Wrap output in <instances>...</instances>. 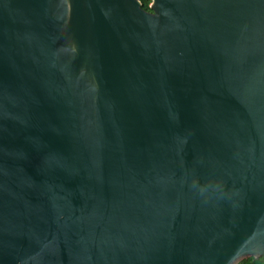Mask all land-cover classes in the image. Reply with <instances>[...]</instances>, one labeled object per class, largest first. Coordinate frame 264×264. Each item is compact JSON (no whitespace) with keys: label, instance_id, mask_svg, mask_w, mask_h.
<instances>
[{"label":"water","instance_id":"95a60500","mask_svg":"<svg viewBox=\"0 0 264 264\" xmlns=\"http://www.w3.org/2000/svg\"><path fill=\"white\" fill-rule=\"evenodd\" d=\"M0 0V264L264 256V0Z\"/></svg>","mask_w":264,"mask_h":264},{"label":"trees","instance_id":"16d2710c","mask_svg":"<svg viewBox=\"0 0 264 264\" xmlns=\"http://www.w3.org/2000/svg\"><path fill=\"white\" fill-rule=\"evenodd\" d=\"M141 6L146 10L149 9L144 3H142ZM242 264H264V256L256 257L253 260H251L250 258H244L242 259Z\"/></svg>","mask_w":264,"mask_h":264},{"label":"rangeland","instance_id":"374dc122","mask_svg":"<svg viewBox=\"0 0 264 264\" xmlns=\"http://www.w3.org/2000/svg\"><path fill=\"white\" fill-rule=\"evenodd\" d=\"M140 1H141V4L144 3V4L147 5V7L149 8L148 11H151V6H150V4H151V1H152V0H140ZM244 258H250L251 260H253V259H255L256 257H254V256H252V255H249V256H246V257H244ZM244 258H243V259H244ZM241 264H242V262H241Z\"/></svg>","mask_w":264,"mask_h":264}]
</instances>
